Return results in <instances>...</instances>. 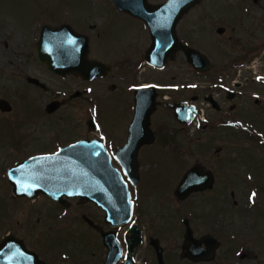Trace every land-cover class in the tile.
<instances>
[{
	"label": "rangeland",
	"instance_id": "rangeland-1",
	"mask_svg": "<svg viewBox=\"0 0 264 264\" xmlns=\"http://www.w3.org/2000/svg\"><path fill=\"white\" fill-rule=\"evenodd\" d=\"M165 1L147 0L151 5ZM42 24H69L86 35L88 60L108 66L106 76L84 82L80 75L56 76L39 65L33 48ZM218 28L224 32L217 34ZM176 33L210 60L208 73L196 72L182 52L163 69L147 67L145 25L117 12L111 0H0V99L11 106L10 112H0V237H22L48 264H99L103 249L81 215L101 212L89 204L60 209L44 198L23 202L11 193L8 169L93 135L112 155L123 133L125 138L133 89L139 85L175 87L172 100L195 95L200 102L208 93L224 99L232 90L238 96L228 127L218 128L220 115L207 111V127L193 125L182 132L166 108L156 110L152 128L158 141L140 150L141 181L136 188L128 186L132 222L143 238H159L166 255L174 254L167 260L171 264L178 260L184 218L195 237L211 234L221 242L208 264H264V0H201L182 16ZM235 82L242 87L234 88ZM53 100L59 108L45 113ZM89 117L96 118V134L86 128ZM195 165L213 171L214 188L178 201L175 187ZM135 253L137 261L154 264L145 245Z\"/></svg>",
	"mask_w": 264,
	"mask_h": 264
},
{
	"label": "water",
	"instance_id": "water-1",
	"mask_svg": "<svg viewBox=\"0 0 264 264\" xmlns=\"http://www.w3.org/2000/svg\"><path fill=\"white\" fill-rule=\"evenodd\" d=\"M117 12L125 13L140 20L148 30L150 46L145 52L146 62L156 68H162L168 61H174L178 52H182L186 62L197 72L211 69L210 60L196 49L182 43L176 33V27L182 16L201 0H166L151 5L147 0H111ZM222 34L224 28H218ZM37 63L45 65L54 75H80L86 80L106 76L109 67L95 60H88L89 39L76 32L69 24L51 26L42 24L38 39L33 48ZM32 83L37 84L36 80ZM155 89L138 88L134 93L133 117L128 128V139L122 148L115 152V160L132 185L139 180L138 151L144 144L153 142L150 130V116L155 110ZM60 106L59 101H51L44 107L47 114L54 113ZM176 119L189 123L194 117V107L185 104L172 106ZM9 102L0 99V112H10ZM185 117V118H184ZM89 129L96 130L91 120ZM7 180L12 194L18 198L33 200L46 195L67 207L65 199L78 198L80 203H94L105 213V222L118 227L131 220L132 204L128 185L123 181L120 171L114 167L101 140L85 139L58 150L52 155L28 158L8 169ZM214 179L210 171L195 165L183 175L174 191L178 201L185 200L190 194L203 192L213 187ZM65 197V199H64ZM86 223L98 229L107 250L104 264H115L121 249L115 239V232H103L88 219ZM183 255H191L195 261L214 260L219 242L211 234L195 239L189 221L185 219ZM130 238L127 241L128 253L124 264L132 263V251L140 244L141 233L138 225L130 226ZM155 241H151L153 246ZM201 242L205 248H201ZM159 264L162 263L161 250L156 248ZM0 264H46L38 256L28 251L22 241L7 236L0 242Z\"/></svg>",
	"mask_w": 264,
	"mask_h": 264
},
{
	"label": "flooded vegetation",
	"instance_id": "flooded-vegetation-1",
	"mask_svg": "<svg viewBox=\"0 0 264 264\" xmlns=\"http://www.w3.org/2000/svg\"><path fill=\"white\" fill-rule=\"evenodd\" d=\"M40 65V64H39ZM146 65H147V67H149L150 69H153V70H157V69H163V68H156V67H152V66H150V65H148L147 63H146ZM42 66H44V65H42ZM45 67V66H44ZM46 68V67H45ZM212 68V67H211ZM209 71V70H208ZM208 71L207 72H204V73H200V74H205V73H208ZM103 78V77H102ZM81 80H83L84 82L85 81H87V82H91V81H93V80H86V79H84V78H80ZM98 79H100V78H98ZM94 80H96V79H94ZM144 87H152V88H154L155 89V94H156V96H155V110H154V112L152 113V115L150 116V130L152 131V133H153V142L152 143H150V144H144V145H142L141 146V148L139 149V151H138V155H139V152H140V150L142 149V148H144V147H153V146H155L156 145V143H157V141H158V139H157V134H156V132L154 131V129L152 128V123H153V118H154V115H155V113H156V110H158V108H160V107H163V108H166L168 111H169V113H170V115H171V117L173 118V121L180 127V130L182 131V132H185V131H187L188 129L187 128H189L190 129V127H192L193 125H196L197 126V128H200L201 127V125L202 126H204V127H207L209 124H210V118H207V115H208V113H207V111H213L214 112V114H217V115H220V120L218 119L217 121H218V124H219V126L217 125V123H216V125H217V127L219 128V127H228L230 124H231V119H233V117H231V114L233 113V111L236 109V104H234L232 101H234L236 98H237V94L235 93V92H233L232 90H226L225 91V96H224V99L226 100V102L224 101V99L223 98H218V96L219 95H217V94H214V93H208L207 95H203L202 96V102H200L199 101V99H198V97L197 96H195V95H191V96H189V98H185V99H181V100H172V98L170 97V95L175 91V87L174 88H172V90H165L164 88H161L159 85H145V84H142V85H139V86H137V87H135L134 89H133V94H132V106H131V109H132V116H131V119H132V117H133V109H134V93H135V90L136 89H138V88H144ZM233 87L234 88H240V87H242V84L241 83H239V82H235L234 84H233ZM180 88L181 87H179V90H180ZM182 91H186V86H183L182 87ZM79 92H76V94H75V97L77 98V97H79L78 94ZM165 95H167V96H165ZM159 98H160V100H159ZM226 103H228V106H225V104ZM260 102H259V100H256L255 101V104H259ZM177 104H185V105H187V106H192V107H194V117L191 119V121L189 122V123H187V124H185V123H181V122H179L177 119H176V117H175V114H174V110H173V108H172V106H175V105H177ZM204 105V107H207V109L205 108L204 110L202 109V107H199V106H203ZM224 110H226V111H224ZM206 116V117H205ZM96 117V116H95ZM185 118V117H184ZM95 119L96 118H93V117H89L87 120H86V122H85V125H86V128L92 133V134H96V132H97V130H98V128H97V130L96 131H94L93 129H89V127H88V122H90L91 120L93 121V123H94V125H97V127H98V124L96 123V121H95ZM131 119H130V122H131ZM198 119L201 121L202 120V124L200 123V122H198ZM220 121H222V122H220ZM130 122H129V124L127 125V128H126V130H125V138H124V133H123V137H122V144H121V146H114L113 147V150H112V155L111 154H109L110 155V157H111V159H112V161L114 160L115 162H116V160H115V152H116V150L117 149H119V148H122L124 145H125V143L127 142V139H128V128H129V125H130ZM220 122V123H219ZM91 138H98V137H96V135L94 136H91V137H84V138H79V139H77V140H73V141H71V142H68V143H66V144H64L63 146H61V147H59L58 149H60V148H64V147H67V146H69V145H72V144H74V143H77V142H79V141H82V140H85V139H91ZM98 139H100L101 141H102V143L104 144L105 142H104V140H102L101 138H98ZM104 146H105V144H104ZM57 149V150H58ZM57 150H55V151H53V152H50V153H40V154H35V155H33V156H40V155H50V154H53L54 152H56ZM107 150V149H106ZM30 157H32V156H30ZM189 168H191V167H189ZM188 168V169H189ZM187 169V170H188ZM186 170V171H187ZM203 170L206 172V171H210V170H207L206 168H203ZM185 171V172H186ZM185 172H184V174H185ZM211 173H212V175H213V179H214V183H213V187L211 188V189H213L214 188V185H215V183H216V176H215V174L213 173V171H210ZM140 173V172H139ZM183 174V175H184ZM183 177V176H182ZM122 179L124 180V181H126L127 183H128V186H130L131 188H136L137 186H138V184L140 183V181H141V179H140V176H139V180H138V182H137V184L134 186V185H132L129 181H128V179H127V177L125 176V175H123L122 174ZM182 179V178H181ZM181 179H180V181H181ZM180 181H179V183H180ZM178 183V184H179ZM178 184H177V186H178ZM176 186V187H177ZM176 187H175V189H176ZM211 189H207V190H205V191H203V192H206V191H210ZM175 191V190H174ZM203 192H196V193H203ZM196 193H192V194H196ZM173 195H174V193H173ZM191 195V194H190ZM175 196V195H174ZM231 196H233V194L231 193ZM37 198H44L45 200H47V201H51L53 204H54V206H56V207H58V208H69L70 206H71V204L73 203V204H75L77 207H83V206H85V205H92V206H94L97 210H99L100 212H101V214H99L100 216H98V215H96L95 213V215L94 216H96V219L94 218V216L92 217L90 214H87V215H84V214H82L81 215V220L88 226V228L94 233V235H93V237L95 238V239H97V241H98V243H99V245L101 246V248L103 249V254H102V257L100 258V261H99V264H104V261H105V258H106V254H107V250H106V248H105V246L103 245V238H102V236H101V234H100V231L98 230V229H96V228H94V227H91V226H89L87 223H86V221L83 219V217L85 216V217H87L88 219H90L93 223H94V225H96V226H98L99 228H100V230L101 231H103V232H105V233H107V232H110V231H114L115 232V239L118 241V243H119V246H120V249H121V256H120V258H119V260L115 263V264H124V261L126 260V256H127V253H128V250H127V248H128V244H127V241L130 239V238H127V237H129L130 236V224H122V225H120V226H118V227H111V225H109L108 223H106L105 222V213H104V211L103 210H101L100 208H97L96 207V205L94 204V203H91V202H88V203H80V200L78 199V198H70V199H65L66 200V204H68V206L67 207H64V205H62L61 203H59V202H57V201H55V200H53L52 198H50V197H48V196H46V195H39ZM36 198V199H37ZM176 198V197H175ZM188 198V197H187ZM186 198V199H187ZM22 200H23V202H35L36 201V199H34V200H27V199H25V198H21ZM233 204L234 205H236L237 203H236V201L234 200L233 201ZM185 219H187L188 221H189V219L188 218H184L183 220H182V225H183V221L185 220ZM132 222V221H131ZM189 225H190V221H189ZM125 226H127V228H128V231H129V233L127 234V235H125L124 236V227ZM184 227V226H183ZM191 227V226H190ZM126 228V227H125ZM192 229V228H191ZM120 233H122V238H119V234ZM7 235H10V236H13L12 234H4L3 236H1L0 237V242H1V240L2 239H4ZM203 236V235H202ZM202 236H200V237H202ZM14 238H16V239H19L20 241H22V243H23V245H24V247L28 250V251H31V252H34L37 256H38V258L39 259H41V253L39 254L38 252H36V251H34V250H31L30 248H29V246L26 244V242H25V240L24 239H20V238H22V237H17V236H13ZM141 237L142 238H140V244H138L136 247H134V249H133V251H132V255H131V257H132V263L133 264H144L142 261H137L136 260V258H137V255H136V253H135V250H136V248H141L142 247V245H145L147 248H148V253L150 254V256L152 257V256H154V264H159V262H158V259H157V252H156V248H158V249H160L161 250V257H162V263L163 264H171L170 262H168L167 260L168 259H171V260H174L175 259V256H174V254H170V255H166L167 253H166V250L160 245V239L159 238H143V236H142V234H141ZM200 237H195V239H201ZM42 238H44V237H42ZM214 239L216 240V241H218L219 242V246H220V241L217 239V238H215L214 237ZM182 244H181V246H180V252L178 253V257H177V261H175V264H180V263H185V264H200V263H204V264H208V263H210V262H208V261H203V260H199V261H195V260H193L192 258L193 257H190V256H193V253L192 252H190V254L191 255H183L186 251H184V250H182V246H183V244H184V238H182ZM151 241H155L154 242V245L155 246H153L152 244H151ZM201 248H205V243L204 242H201ZM219 246L216 248V251H217V249L219 248ZM216 251H215V257H214V260H215V258H216ZM166 256H168V258L166 257ZM245 255L244 254H241L240 255V258L242 259V257H244ZM42 260V259H41ZM213 260V261H214ZM43 261H44V259H43ZM46 262V261H45ZM212 262V261H211ZM47 263V262H46ZM48 264V263H47Z\"/></svg>",
	"mask_w": 264,
	"mask_h": 264
}]
</instances>
